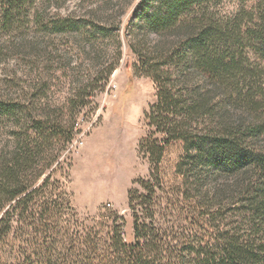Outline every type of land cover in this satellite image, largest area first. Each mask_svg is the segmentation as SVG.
Listing matches in <instances>:
<instances>
[{"label":"trees","instance_id":"1","mask_svg":"<svg viewBox=\"0 0 264 264\" xmlns=\"http://www.w3.org/2000/svg\"><path fill=\"white\" fill-rule=\"evenodd\" d=\"M211 1L162 0L152 12L144 7L151 31L184 34L173 50L140 58V70L158 92L145 113L152 131L138 144L151 172L128 192L132 241L117 215L111 238L101 242L94 227L79 222L67 176H57L61 162L39 169L33 149L16 150L0 160V264H193V253L200 264H264V127L256 108L251 116L233 117L237 124L229 114L236 103L256 107L264 100V5L258 13L244 7L221 19L207 7ZM174 63L201 83L189 79L176 89L180 81L167 69ZM8 111L0 101V117ZM173 142L184 154L169 189L161 165ZM232 176V184L206 188V181ZM205 212L213 218L211 239L203 245L195 228L204 225ZM234 215L246 219L245 227L225 225Z\"/></svg>","mask_w":264,"mask_h":264},{"label":"rangeland","instance_id":"2","mask_svg":"<svg viewBox=\"0 0 264 264\" xmlns=\"http://www.w3.org/2000/svg\"><path fill=\"white\" fill-rule=\"evenodd\" d=\"M161 1L0 0V101L10 109L0 117V160L10 159L13 151L33 149L39 169L61 162L57 176H67L79 222L94 227L101 242L111 238L117 215L125 219L124 236L132 241L128 192L151 172L149 161L138 154V144L152 131L145 113L156 102L158 89L140 70V58L173 50L184 34H159L146 26L144 7L155 11ZM263 5L262 0H213L207 7L215 17L231 19L241 8L258 13ZM167 69L174 82L180 81L176 89L190 85L189 79L201 83L192 72L188 78L183 66L174 63ZM261 101L256 107L246 101L233 105L231 123L237 124L233 117L251 116L256 108L257 123L264 127ZM261 139L264 147V135ZM183 154L180 142L166 148L161 173L169 186ZM234 182V176L206 181V188ZM107 214H113L112 219L104 220ZM203 216L206 224L195 230L205 245L211 239L213 215ZM234 216L226 218L225 225L245 227L246 219ZM189 258L200 264L195 253Z\"/></svg>","mask_w":264,"mask_h":264}]
</instances>
